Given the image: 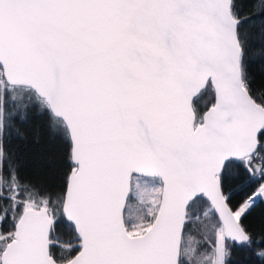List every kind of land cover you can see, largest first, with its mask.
<instances>
[{
  "label": "snow or ice",
  "instance_id": "1",
  "mask_svg": "<svg viewBox=\"0 0 264 264\" xmlns=\"http://www.w3.org/2000/svg\"><path fill=\"white\" fill-rule=\"evenodd\" d=\"M234 253L264 264V0H0V264Z\"/></svg>",
  "mask_w": 264,
  "mask_h": 264
},
{
  "label": "trees",
  "instance_id": "2",
  "mask_svg": "<svg viewBox=\"0 0 264 264\" xmlns=\"http://www.w3.org/2000/svg\"><path fill=\"white\" fill-rule=\"evenodd\" d=\"M42 124V119L38 116H32L27 123H21L17 121L16 127L24 133L25 138L17 136L15 133L12 134L9 141V147L12 152H14L17 157L25 161V168L23 169V174L29 178H32L34 172L37 169L38 161L36 159V154L39 151V146L36 145L33 141L31 135V130L40 127ZM253 225L257 233L261 231L259 219L256 218L253 220ZM233 259L240 262V264H248V261H251V264H260V262L255 258L247 254H238L234 253Z\"/></svg>",
  "mask_w": 264,
  "mask_h": 264
}]
</instances>
